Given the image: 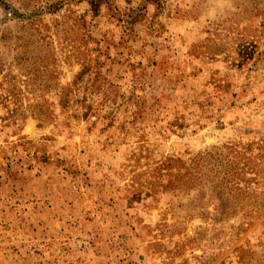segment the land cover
<instances>
[{
  "label": "rangeland",
  "instance_id": "obj_1",
  "mask_svg": "<svg viewBox=\"0 0 264 264\" xmlns=\"http://www.w3.org/2000/svg\"><path fill=\"white\" fill-rule=\"evenodd\" d=\"M263 194L264 0H0V264H264Z\"/></svg>",
  "mask_w": 264,
  "mask_h": 264
},
{
  "label": "trees",
  "instance_id": "obj_2",
  "mask_svg": "<svg viewBox=\"0 0 264 264\" xmlns=\"http://www.w3.org/2000/svg\"><path fill=\"white\" fill-rule=\"evenodd\" d=\"M224 146V147H223ZM223 148H219L216 146H212L210 148H206L205 150L198 151L194 156L191 157L190 161L179 159V158H168L167 163L168 165L174 164L177 167L181 166L183 167V170H176L175 172L169 171L167 174L172 181V185H175V187L179 188H187L189 186L197 189L198 193V199L199 196H202L204 198V207H202L200 210L205 211L206 206L208 204H212V199L214 197V190H218V195H229V192L227 191L229 189L230 180H229V173L226 171L227 169V163L229 162V152L227 151L228 147L223 145ZM245 154V152L242 153V155ZM242 159H245V157H242ZM239 162V161H238ZM243 173V168H241ZM247 179L243 177L240 178V181H246ZM245 183V184H246ZM216 187V188H215ZM232 187L235 188L237 191L238 196L240 197L242 194L249 192L250 185H243L239 182H235L232 184ZM264 196V194H263ZM219 199V198H218ZM228 207L231 208L232 205L228 204ZM200 212V214L205 215L203 212ZM217 208H215L214 215L217 216V218H210L215 222L216 224L224 223L227 221H230L233 218H221L216 214ZM264 212V203H259L255 206H253L252 210L249 211V214L251 213H257L262 214ZM244 219V221L242 220ZM257 218H241V220H237V225L232 226V228H241V225L243 222H250L252 220H255ZM247 252V251H246ZM239 257H242L238 263H243V256L245 255V252H239Z\"/></svg>",
  "mask_w": 264,
  "mask_h": 264
}]
</instances>
